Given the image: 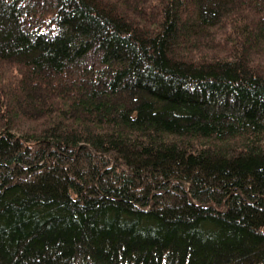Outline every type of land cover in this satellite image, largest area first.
I'll return each mask as SVG.
<instances>
[{
    "label": "trees",
    "instance_id": "16d2710c",
    "mask_svg": "<svg viewBox=\"0 0 264 264\" xmlns=\"http://www.w3.org/2000/svg\"><path fill=\"white\" fill-rule=\"evenodd\" d=\"M0 264H264V0H0Z\"/></svg>",
    "mask_w": 264,
    "mask_h": 264
},
{
    "label": "rangeland",
    "instance_id": "374dc122",
    "mask_svg": "<svg viewBox=\"0 0 264 264\" xmlns=\"http://www.w3.org/2000/svg\"><path fill=\"white\" fill-rule=\"evenodd\" d=\"M26 124H27V125H29V126H32V124H31V123H28V122H26Z\"/></svg>",
    "mask_w": 264,
    "mask_h": 264
}]
</instances>
